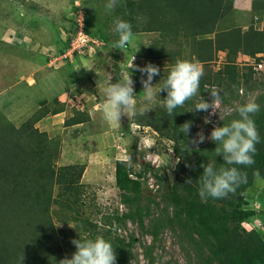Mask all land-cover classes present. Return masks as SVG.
<instances>
[{"label": "trees", "instance_id": "16d2710c", "mask_svg": "<svg viewBox=\"0 0 264 264\" xmlns=\"http://www.w3.org/2000/svg\"><path fill=\"white\" fill-rule=\"evenodd\" d=\"M234 1L124 0L123 6H118L114 13L115 19L119 17L131 23L133 34H156L139 58L148 62H165L160 68V87L172 67L181 60V49L185 50V43L189 60L199 63L204 70L200 94L207 95L210 89L218 87L225 104L238 100L241 82L262 89L255 99L261 110L253 117L260 134L255 163L250 167L236 165L247 174V183L226 199L208 198L206 202L200 199L199 177L203 173L200 165L212 163L217 169L226 165L222 157L216 156L214 150L217 145L214 142L191 149L190 135L186 137L181 133L189 108L195 107L201 99L195 102V96L169 115L162 106L167 93L161 91V106L147 116L134 119L133 123L150 128L173 143L172 151L179 163L173 183L163 196L166 206L159 216L150 220L151 230H145L144 222L150 217L151 205L157 209L160 207L159 202L143 194L141 179L149 165L135 172L126 160H117L114 164L115 187L120 203L127 207V211L101 217L98 226L79 210L84 194L80 181L85 166H57L60 141L35 127L46 115L63 112L65 105L57 100L42 102L40 110L20 127L13 126L0 112V264H21L22 254V264H59L60 260L71 258L76 251L71 241L66 240L68 233L73 239L103 237L115 248L116 264H132L134 236L126 239L112 233V227L125 226L127 222L138 224L151 237V244L142 245L146 264H155L153 253L165 229L176 235L188 264H264L263 238L256 230L246 231L242 226L257 213L264 219V201L261 212L253 210L245 202L246 190L253 180H264V79L257 81L251 67H241L235 62L238 56L264 62V28H254V24L261 20L255 13L259 10L262 16L264 8L261 2L253 0V15L248 27L243 29L234 25ZM88 20L89 17L84 16V31L108 43L107 34L89 24ZM75 26L76 20L66 31L67 38L58 51L59 55L67 50L70 32ZM112 39L114 43L119 39L115 32H112ZM125 49L128 51L129 48ZM218 53L225 54V61L220 68L213 70L210 62ZM257 55L261 57L257 58ZM49 57L44 56L43 61L48 62ZM238 118V114L233 112L218 126ZM88 119L87 113L72 109V116L64 121V126L82 124ZM190 121V130H195L197 118ZM131 158L135 160L134 156ZM155 177L163 180L160 175L155 174ZM188 179L192 180L191 183H186ZM56 220L64 226L75 224V230L66 233L63 228H57Z\"/></svg>", "mask_w": 264, "mask_h": 264}, {"label": "rangeland", "instance_id": "374dc122", "mask_svg": "<svg viewBox=\"0 0 264 264\" xmlns=\"http://www.w3.org/2000/svg\"><path fill=\"white\" fill-rule=\"evenodd\" d=\"M5 2L7 3V1ZM106 3L107 0H92L91 6L89 7L88 5L89 15L87 16L89 17V24L96 26L98 29H102L104 35L107 34V36L111 38L113 32V22L115 20L114 11L116 9L109 13L105 8ZM123 4L124 0H120L119 6H123ZM53 5L56 10H59V12H68V10L70 9L68 7L69 3L66 1L63 2V0H61V2H57V4L54 3ZM78 6L80 8L82 7L81 4H79ZM15 8L17 9L16 11L19 12V14H15L14 18L19 19L20 14H22L25 18L24 20L27 21L30 19V16H27L28 12L31 11L28 5H21L18 3L16 4ZM234 10V25L241 26L243 29L247 28L253 13L251 11H238L235 8ZM262 14L263 16H261V11L258 10V13H255V16H258L263 20L264 11L262 12ZM35 20L36 22L35 24H33L34 27H26V29L31 31V36L34 43L38 44L39 42H41L43 45L48 44V46L46 48H37L36 46H32L33 44H25L24 39L22 43L19 42L18 39L12 38V36L11 38H8L9 35L6 34L3 39L7 43H9V45L11 44L13 48L9 49L2 45L0 46V64H3L0 65V91L7 89L8 86L13 85L14 82L18 81L21 76H25V81H28V79L26 80V77H30L35 81H39L44 76H48L49 73L54 72V74L60 75V78L61 80H63V85L65 87H71L70 90L73 87L76 88L78 86V89L82 90L87 95L90 94V91H95L93 93H96V101L98 100L100 104L103 105V103L105 102V98L104 92L102 90L106 89L110 84L119 83L126 78L127 68L131 63L133 56L135 57L133 63L140 67H144L147 63H152L158 66L160 69L165 65L164 61L148 62L144 58H139V55L141 53H145V49L148 46L150 39L156 37V34L144 35L141 39H137L135 43L132 44L131 42L129 44L128 51H125V49L120 50L114 47H102L97 48L90 54L85 53L71 56L65 53L64 55L66 56V58H62V56L64 55L62 54V56H59L60 53H58V50H56L57 48H54L51 45L52 40L48 36V33H41V31L38 30L40 29V27H38L40 24L38 21V17H35ZM26 21L24 24L21 23L22 26L20 27V31L16 29L15 32L17 34H24L22 28L25 27L23 25L26 24ZM5 22H9L7 21V18ZM3 26L5 25L3 24ZM16 26L18 27L19 25L15 24V28ZM34 28H36L37 30H32ZM257 28L259 29L263 27L261 25L259 27L257 26ZM183 49L185 50L181 49V60L190 61L189 53L186 50L187 44H183ZM55 52L56 54H54ZM52 53L54 57H49L50 60L47 63V68L51 69L49 70L47 68H44V66L46 65L42 64L43 57L50 56V54ZM57 54L58 56H56ZM8 56L10 57L11 64L8 61ZM3 57H6L7 60ZM224 58V53H218L215 58L211 59V68L213 70H217L218 68H220L222 66V60ZM245 60L246 61H243L241 59L239 61L237 60L238 65L243 67L245 66L243 64H251L255 61L252 58H249V61L247 59ZM129 71L132 73V79L134 80V90L136 93L135 112L133 113L132 111H129L127 113V116L125 115L122 117L120 123H110L103 119L101 110L98 111L95 114L96 125L92 127V130L95 133H98V137L102 134L105 138L103 139L99 137L100 139H97L98 137H95L93 141L87 143L81 141L85 144H80L78 150L81 153L80 157L85 158L86 155H92L93 153H95V155H90V157L92 158H90V160H87V163L90 164V167L86 172L87 177H85L83 183L85 182L89 184H83L81 183L82 180L80 181V183L84 186V194L80 201V204H82V206H80L79 210L82 215H88L91 222L98 226H100L99 222L101 217H111L113 214H115V212H119L118 208L119 204L121 203L118 191L114 184V163L117 160L127 161L128 156H134L135 160H131L130 165L134 168L135 172H139L144 168V166L149 165V170L145 172L143 178L141 179L143 183V194L149 198L155 199L156 202L160 203V207L158 209L155 206L151 205L150 217L145 219V230L147 229L149 231L151 230L150 220L153 217L159 216L162 213L164 206H166L163 196L173 183L177 165L176 162L178 160L172 151L173 143L170 140L159 136L150 128L140 127L137 124L133 123L134 119H138L141 116L140 111L144 108L146 101L144 100L145 93L143 85L140 82L142 74L139 71H134L132 69H129ZM3 74L6 75L5 78H3ZM253 77L257 81L261 82L264 79V73H255ZM143 78L146 79V75ZM21 79L22 78H20L19 80ZM160 82L161 77L159 74L155 76L152 81L154 93H156L160 88ZM251 83H254V81L252 80ZM65 87V92H68ZM239 88L243 90V95L240 96L239 93H237V95L239 96L237 97L238 105L245 103L249 99H256L262 93L261 88L252 87V84L245 85L243 82H241ZM16 91L23 92V85L16 87L11 92L14 93ZM65 92L63 91V97L61 98V100L71 101L75 95H67L65 94ZM159 93L157 95V105L143 116L149 115L152 111L157 109L159 105L161 106V96L159 95ZM10 94L7 95L9 96ZM201 97H205L206 99L204 100L210 102V93L207 95H205V93L200 95L198 94L196 96L195 102H198ZM82 102L83 100H81L80 103ZM229 103L230 102L228 101L225 104L229 105ZM193 109L194 107H190L187 115L184 118L185 122L192 119L196 120L197 118V122L194 123L195 130L191 129L189 131V135L190 137H195L197 132L204 130L203 133L206 137L205 141L199 144L198 147L189 143L191 149H196L210 143L211 140L207 139V137L210 136V133L214 126H210V129H202L201 127H197V124L198 122H200V118L202 117L203 113H199L198 111ZM69 112H71L70 109ZM59 124L60 123H58V121L56 122V124L54 123L52 125L53 129L49 127L50 124L48 123H46V126H48V134L51 136V138H57L60 141L61 147V137L59 135L61 125ZM55 125L58 128H56ZM68 136H71V134L68 133ZM64 139L68 141L69 144H63L62 147L63 150H67L68 148L66 147H70L71 138L68 137ZM110 140H112V142H110ZM67 156H65L62 162L66 163L73 161L74 154L68 153ZM70 156L73 159H69ZM58 161L59 160H57L56 163L57 166H59ZM155 174L158 176L160 175L163 180H158L155 177ZM91 178H93L95 181H93ZM263 198L264 180L255 178L252 185L246 190L245 202H247V205L253 210H258V212H261L260 210L262 209L264 201ZM144 203L146 202L144 201ZM168 211L170 213L171 209H169ZM257 214L258 215H256L255 217L246 220L242 226L244 230L249 231L252 226L257 225L255 227V230H257V232L264 240V219L259 216V213ZM259 223L261 225H259ZM56 226L57 228H63L66 233L75 230V224L72 223L68 226H64L60 225L56 220ZM145 230H141L138 224H133L132 222H127L125 226L112 227V233L115 235H119L126 239L130 235L134 236L136 242L132 249V254L134 256L132 264L147 263L146 259L143 256L142 245L151 244L152 241L149 233H146ZM66 240H73L69 233ZM153 256L156 259L155 264H188L186 253L181 250L176 235L169 229H165L160 234L159 242L156 243Z\"/></svg>", "mask_w": 264, "mask_h": 264}, {"label": "clouds", "instance_id": "9594fccd", "mask_svg": "<svg viewBox=\"0 0 264 264\" xmlns=\"http://www.w3.org/2000/svg\"><path fill=\"white\" fill-rule=\"evenodd\" d=\"M119 4L120 0H107L105 8L111 13ZM112 30L119 37L118 41L115 43V47L124 50L133 40L134 34L131 23L117 17L113 22ZM260 57L261 55H257V58ZM134 59L135 57L133 56L131 63L128 65L126 78L119 83L110 84L104 90L105 102L101 107V113L105 121L120 123L122 117L125 115L127 116L129 111L135 112L136 93L134 90L132 73L129 69L139 71L142 74L140 82L143 85L146 104L140 111L141 115H146L148 111L152 110L157 105V95L161 91H166L167 93L162 106L166 108L169 115H173L175 109L182 108L187 101L198 94L200 95V80L204 75V70L199 63L178 60L170 70L165 83L154 93L152 81L155 76L159 75V67L152 63H147L144 67H140L133 63ZM237 60L238 59L235 61L236 63ZM247 60L249 61V57ZM222 61L224 62L225 58ZM243 65L252 68L250 64ZM145 75L146 79L143 78ZM208 92L210 93V102L205 101L201 97V101L195 105L193 110L208 112L209 109H211L210 115H215L219 112L218 110L223 104V96L218 87H213ZM260 110V104H258L255 99H249L234 109L239 116L238 119H233L226 125L218 126L219 122L224 118L223 117L218 124L213 127L207 139L217 145L214 150L216 156L222 157L223 163L226 166L217 169L212 163H202L200 165V167L203 168V173L199 177L200 186L198 195L203 202H206L208 198L226 199L230 194H235L237 188L242 184L247 183V174L242 172L236 165L250 167L255 163L254 155L257 151L256 145L260 143V134L253 117L257 115ZM204 122L211 123V120L205 117ZM191 126L192 122L186 121L181 125V133L189 137ZM205 139L206 137L203 131H199L196 133L195 137H189V143L198 147ZM131 160V156H128L127 163L130 164ZM176 163H179V161ZM191 181V179H188L186 183H191ZM122 205L125 211L120 212L118 208L119 214H123L127 211V207L124 204ZM259 225L261 224L259 223ZM252 229L255 230V227ZM71 243L75 246L76 251L72 254L71 258L65 257L60 260L59 264H116L117 253L115 248L110 241L103 237H97L96 239H73ZM23 259L24 257L22 254L21 264Z\"/></svg>", "mask_w": 264, "mask_h": 264}, {"label": "crops", "instance_id": "0c3cea01", "mask_svg": "<svg viewBox=\"0 0 264 264\" xmlns=\"http://www.w3.org/2000/svg\"><path fill=\"white\" fill-rule=\"evenodd\" d=\"M7 1V3L5 2ZM66 1L69 3V10L68 12H59V10H56L54 7V3L57 4V2H61V0H0V46L7 47L9 49L13 48V46L9 43H7L3 37L8 34V38H15L18 39L19 42L25 44H33L32 46H36L37 48H46L47 45H43L41 42L34 43L33 38L31 36V31L26 29V27H34L33 24H35L36 20L35 17H38L39 26L41 33H48V36L51 38V45L54 48H57L56 50H60V48L64 45L67 34V29L72 25L73 21L76 19V16L79 13H85V16L89 15L88 8L91 6L92 0H63V2ZM256 2H261L263 4L264 8V0H256ZM21 5H28L29 9L31 11L28 12L27 16H30L29 20H24V16L20 14L19 19L14 18L15 14H19L17 9L15 8L16 4ZM252 3L253 0H235L234 1V8L238 11H244V12H250L252 9ZM81 4V8L78 6ZM89 5V7H88ZM264 11V10H263ZM263 16V14H262ZM23 17V18H22ZM7 18V21L5 22ZM23 25L25 27L22 28V31L24 34L19 35L15 31L18 29L20 31V27L22 26L21 23H25ZM89 23V21H88ZM3 24L5 26H3ZM15 24L19 25L18 27ZM264 28V19L260 20L259 22L254 24L255 29H258L257 26H261ZM262 28H259L261 30ZM36 31L37 29H32ZM33 31V32H34ZM4 32V33H3ZM6 32V33H5ZM10 33V34H9ZM4 34V35H3ZM3 35V36H2ZM18 35V36H17ZM144 35H148L147 33H134L132 44L137 41V39H141ZM150 35H154L151 33ZM2 36V37H1ZM17 36V38H16ZM42 36V35H41ZM45 37V36H44ZM109 37V36H108ZM33 42V43H32ZM102 47H115V43L113 42L112 35L111 38L109 37L108 43L104 40L101 41ZM142 46V44H141ZM95 48V50L97 49ZM129 48V45L126 47ZM126 51V49H125ZM15 53V52H14ZM9 55V54H8ZM10 56V55H9ZM8 58L9 63L11 64L10 57ZM6 59V57H3ZM238 60H245L247 59L246 56H239L237 58ZM7 60V59H6ZM47 63L43 61L44 68H47ZM9 64V65H10ZM3 65V64H0ZM8 65V64H7ZM51 70L50 68H47ZM49 72V71H47ZM6 74V73H5ZM5 74H3V78H5ZM48 74V73H47ZM21 76V80L18 79V81H15L13 85L8 86L7 89H4L0 91V111L3 113V115L6 117V119L15 127H20L28 118H30L33 114H35L37 111L41 108L42 102H51L53 100H57L58 102L65 105V110L61 113H58L56 115L48 114L43 119L38 121L35 124V127L38 128L40 131L49 133L48 126H46V123L50 124V128L53 129V124L58 121L61 125L60 128V137H61V150L59 155V166H69V165H84L85 170L82 175V182L84 181L85 177H87L86 172L88 171L90 164L87 163V160H90V155H86L85 158H81V153L78 151L80 144L87 143L90 141H93L95 137H98V133H95L92 130V127L96 125V118L95 114L101 110L100 107L102 105L97 100L96 101V93H93L95 91H90V94H85L82 90L78 89V86L75 88L73 87L71 90V87H65L63 85V80H61L60 75L54 74V72L49 73L48 76H44L39 81H35L34 79L30 77ZM24 78V79H23ZM32 83H31V82ZM23 85V92H14L11 91L15 89L16 87ZM40 86V87H39ZM64 87L67 89L68 92H65ZM79 90V91H78ZM105 89L102 91L104 92ZM63 91L67 95L74 94L75 96L72 98L71 101H64L61 100L63 97ZM82 91V92H81ZM11 93V94H10ZM70 93V94H69ZM7 94H10L9 96ZM79 94V95H78ZM99 94V93H98ZM103 95V93H102ZM81 100H83L82 103ZM69 109L71 112H69ZM72 109H76L79 112L87 113L89 115V119L87 122L72 126H64V121L72 116ZM56 126V125H55ZM56 128H58L56 126ZM68 133L71 134V136H68ZM49 135V134H48ZM102 135V134H101ZM99 136L101 138H105L103 135ZM50 136V135H49ZM51 137V136H50ZM71 138L70 147L67 150H63L62 145L63 144H69L68 141H66L64 138ZM97 139H100V138ZM68 140V139H67ZM84 141V142H81ZM112 142V140H110ZM77 146V147H76ZM68 153L74 154L73 161L70 162H62V160L65 158V156L68 155ZM95 153H93L91 156H94ZM68 157V156H67ZM97 157V156H96ZM93 157V158H96ZM68 160V159H67ZM115 164V163H114ZM93 181H95L93 178H91ZM83 184H89V183H83ZM115 184V179H114Z\"/></svg>", "mask_w": 264, "mask_h": 264}, {"label": "built area", "instance_id": "2783aa9c", "mask_svg": "<svg viewBox=\"0 0 264 264\" xmlns=\"http://www.w3.org/2000/svg\"><path fill=\"white\" fill-rule=\"evenodd\" d=\"M76 26L73 28V30L70 32V42L68 45L67 50L65 53L67 55H80L85 53H92L95 48L102 46V42L98 39H95L94 37H91L84 31V13H79L76 16ZM64 53V54H65ZM63 54V55H64ZM58 56V55H56ZM62 56V55H59ZM50 57H54L52 54H50ZM62 58H66V56H62ZM252 66V70L254 73H264V63L262 61H254L250 64ZM239 95H243V90L239 89L238 91ZM238 105V100H233L229 103V105L222 104L221 108L218 110L215 115H210L211 109H209L208 112H204L202 114V117L200 118V122H198L197 127H201L202 129H210V126H216L218 122L225 116L231 114L235 107ZM205 117H208L211 120V123H205ZM204 131V130H203ZM120 212L125 211V208L122 204L119 205ZM256 226H252L250 229L254 228Z\"/></svg>", "mask_w": 264, "mask_h": 264}]
</instances>
